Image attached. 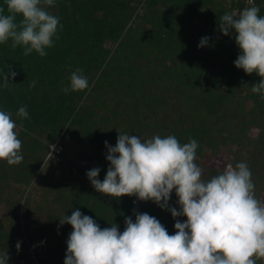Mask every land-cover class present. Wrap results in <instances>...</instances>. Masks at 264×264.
<instances>
[{
  "label": "trees",
  "instance_id": "obj_1",
  "mask_svg": "<svg viewBox=\"0 0 264 264\" xmlns=\"http://www.w3.org/2000/svg\"><path fill=\"white\" fill-rule=\"evenodd\" d=\"M254 5L264 16V0ZM0 7L7 14L4 0ZM244 7L230 0H55L46 10L62 27L46 56H26L11 39L0 44V70L17 73L0 87V110L12 113L23 156L16 165L0 160V255L8 253V264H65L73 228L60 219L76 209L121 232L137 213L156 217L170 235L177 220H187L152 200L95 190L86 173L99 168L104 179L105 142L115 146L119 132L142 141L195 139L205 180L246 162L264 201V99L251 91L262 78L235 66L241 49L234 30L219 29L223 14ZM77 68L89 88L64 93ZM22 106L27 119L16 115ZM73 144L91 151L74 156ZM223 153L228 159L219 166ZM169 205L180 210L175 190Z\"/></svg>",
  "mask_w": 264,
  "mask_h": 264
},
{
  "label": "clouds",
  "instance_id": "obj_2",
  "mask_svg": "<svg viewBox=\"0 0 264 264\" xmlns=\"http://www.w3.org/2000/svg\"><path fill=\"white\" fill-rule=\"evenodd\" d=\"M4 4L7 14L0 7V44L11 39V47L23 46L26 56L33 51L46 56L45 49L54 46L53 37L59 39V18L46 10L55 0H4ZM249 4L241 11L223 14L219 29L224 35L234 30L241 49L235 66L262 78L251 91L264 99V16L252 0ZM207 43L204 37L200 46ZM16 75L10 68L0 70V87L7 88L9 76L14 79ZM69 81L64 93L89 88L80 68L71 72ZM35 83L31 81L29 87ZM16 115L27 119L26 107H20ZM16 128L12 113L0 110V160L9 165L23 160ZM105 144L110 166L104 179H98L99 168L86 173L97 192L152 200L174 218L186 216L187 220H177V231L170 235L156 217L137 213L135 222L131 217L125 219L121 232L116 224L102 229L76 209L60 219L61 225L68 223L73 228L65 264H257L264 260V201L256 197L246 162L228 163L218 175L205 180L195 162L199 147L195 139L181 144L174 135L157 134L142 141L137 135L119 132L115 146ZM173 190L180 210L169 205ZM16 247L19 250L20 244ZM0 264H8V253L0 255Z\"/></svg>",
  "mask_w": 264,
  "mask_h": 264
},
{
  "label": "rangeland",
  "instance_id": "obj_3",
  "mask_svg": "<svg viewBox=\"0 0 264 264\" xmlns=\"http://www.w3.org/2000/svg\"><path fill=\"white\" fill-rule=\"evenodd\" d=\"M90 151H91L90 147L78 146V145H75V144H73L71 146V149H70L71 154L74 155V156H77V155L82 154V153H87V152H90ZM227 159H228V155L227 154L223 153L222 155H220L219 156V160H217L219 166H222ZM39 252H41V254H44V255L47 253L45 251V249H40ZM32 255H33V253H32ZM53 262H52V264H54Z\"/></svg>",
  "mask_w": 264,
  "mask_h": 264
},
{
  "label": "built area",
  "instance_id": "obj_4",
  "mask_svg": "<svg viewBox=\"0 0 264 264\" xmlns=\"http://www.w3.org/2000/svg\"><path fill=\"white\" fill-rule=\"evenodd\" d=\"M230 1H234V2H243L245 3L246 6H249V0H230ZM256 0H252V4H255Z\"/></svg>",
  "mask_w": 264,
  "mask_h": 264
}]
</instances>
